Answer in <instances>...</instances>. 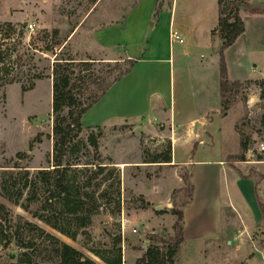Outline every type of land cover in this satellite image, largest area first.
<instances>
[{
    "label": "rangeland",
    "instance_id": "obj_1",
    "mask_svg": "<svg viewBox=\"0 0 264 264\" xmlns=\"http://www.w3.org/2000/svg\"><path fill=\"white\" fill-rule=\"evenodd\" d=\"M3 1L0 0V23L8 22L3 21L7 18L2 8ZM9 1L15 5L18 0ZM131 8L129 0H58L51 16L48 8L42 12L43 23L50 25L49 28L36 29L34 24L40 21L38 19L13 23V40H7L2 50L16 51L13 60L24 61L23 71L38 69L49 76L55 56L54 52L46 49L52 40L43 35L44 31L58 28L63 40L72 36V26L83 23L69 41L72 55L78 59L104 58L105 62H114L110 59L120 56L121 48L99 45L94 33L101 27L121 26ZM7 10L9 13V8ZM29 25L33 26L32 29ZM6 30L8 28L4 27ZM20 33L23 34L21 39ZM206 45L193 51L188 60H174L172 54L169 64L138 66L133 75L123 79L84 114L82 123L85 129L81 138L86 141L91 128L102 129L100 152L104 163H112L107 164V170H113L114 174L110 181L102 184L108 197L94 216L87 236L73 242L33 219L21 208L1 197L0 201L15 215L28 218L100 264L102 261L97 254H112L111 233L121 236V247L124 250L126 247V258H129L130 264H134L135 259L132 249H127L128 243L131 246V242L138 240L136 248L143 253V239L147 242L149 237L157 236L162 241H168L174 237L176 217L169 213L168 208L171 210L174 205L181 208L189 200V183L182 180L192 170L191 166H185L188 157L194 164L198 159L217 161L225 153L229 169L233 168L240 176L253 179L257 195L264 203V161L261 160L264 155L257 150L259 143L264 142V100L260 99L262 85L259 81L256 85L243 82L239 89L233 88L227 94L229 106L224 111L221 107L219 65L216 67L211 37ZM140 57H144L143 54ZM103 69L109 71L105 66ZM135 94H138L134 99L138 109L133 111L129 104ZM256 94L259 95V102L254 105L251 98L254 100ZM51 96L52 78L36 81L34 90L25 94L21 92L20 84L3 86L0 83V166H11L10 161L19 152H30L31 158L22 166L34 167L33 170L47 166L46 156L53 144ZM120 96L124 102L119 101ZM171 113L175 124L170 120ZM194 119L207 123L206 126L201 124L196 134L194 126L200 125V120L188 124ZM38 134L42 135L41 142L35 143L30 151L29 144ZM241 135L247 139L248 152L244 162L235 161L232 157L241 154L240 145L235 148V140ZM168 153L171 154V163H151L155 158L162 161ZM123 164L128 166L120 167ZM218 179L222 197H228L231 188L229 192L227 175L220 173ZM111 183H114L113 187L109 186ZM117 192L121 198L119 211L110 202ZM141 197L149 203L147 209L140 208ZM157 206H161L165 213L158 214ZM246 210L247 223L254 224L252 209L248 207ZM245 223L239 215H236L232 227L225 222L223 229L212 235L215 244L211 249L202 250L198 255L195 249V264H264V221L257 225ZM123 226H126L125 236L122 235ZM189 249L190 244L181 250L180 264L186 259ZM10 251L15 253L17 249Z\"/></svg>",
    "mask_w": 264,
    "mask_h": 264
},
{
    "label": "trees",
    "instance_id": "obj_2",
    "mask_svg": "<svg viewBox=\"0 0 264 264\" xmlns=\"http://www.w3.org/2000/svg\"><path fill=\"white\" fill-rule=\"evenodd\" d=\"M219 19L212 36L219 40L220 97L224 111L229 106L227 94L233 88L242 87L243 82L257 84V81H232L229 79L225 51L232 47L245 33V24L240 17V9L245 7L243 0H219ZM159 13L156 8L155 15ZM84 24L74 25L70 36L61 39L58 28L45 30L43 35L52 40L46 49L54 52L51 75L46 76L36 69L23 71L26 65L22 59L13 60L8 48L2 50L6 41L12 39L14 24L0 23V83L3 86L20 84L23 94L34 90L36 81L52 78V150L46 156L47 166H22L29 160L30 152H19L10 161L11 166H0V197L16 207L21 208L33 219L54 230L61 236L76 242L79 237L87 236L93 225L94 216L100 211L102 203L108 197L102 189L104 182L113 178V170H107L100 152L99 140L102 136L100 127L91 128L87 140L81 138L84 132L82 119L84 114L98 103L107 91L126 77L133 69L136 60L105 62L103 59H78L72 55L70 42ZM4 27L8 31H4ZM99 30V29H98ZM97 30V31H98ZM23 34L20 33V39ZM69 38V40H68ZM57 47V48H56ZM109 71H104L103 67ZM260 82V81H259ZM260 99L264 100V81ZM264 125V117H263ZM42 135L38 134L29 144L32 151L35 143H40ZM241 154L233 155L235 161L244 162L247 139L240 136ZM155 158L151 163H171V154ZM264 161V156L261 157ZM106 172V173H105ZM188 184V202L179 208L170 210L176 220L173 224L175 235L168 241L157 236L148 238L147 249L135 264H176V258L183 243L184 209L193 198V173L182 177ZM192 180V182H190ZM109 186H114V183ZM257 195V189H256ZM258 206L264 221V203L257 195ZM116 210H120L119 192L110 198ZM140 208L147 209L148 202L140 198ZM158 214L165 213L161 210ZM112 254L96 256L102 264H124L122 239L120 235L110 234ZM16 248L17 252L10 250ZM0 264H100L88 257L82 250L76 249L59 237L46 232L38 224L22 215H15L0 201Z\"/></svg>",
    "mask_w": 264,
    "mask_h": 264
},
{
    "label": "crops",
    "instance_id": "obj_3",
    "mask_svg": "<svg viewBox=\"0 0 264 264\" xmlns=\"http://www.w3.org/2000/svg\"><path fill=\"white\" fill-rule=\"evenodd\" d=\"M57 1L18 0L15 5L14 3L11 5L9 0H6V2L4 0L2 8L7 18L3 21L28 23L38 19L40 21L34 24L35 28L42 27L43 29H47L50 25L48 26L43 23L42 12L48 8L49 11H46L51 16L53 6ZM129 1L132 2V8L125 15L121 26H111L114 28L101 27L94 33V38L99 45L106 48L116 46L121 48L122 54L110 60L121 61L131 59L137 61L132 69L133 72L131 71L132 73L123 79L129 75H133L134 70L143 64H169L172 54L174 55V60L176 58L188 60L192 56L193 51L201 47H207L206 43L209 37H211L212 51L216 58V67L219 65V55L217 52L219 40L211 34L218 25L219 0ZM243 1L246 2V5L240 9V17L245 24V33L232 47L225 51L228 76L232 81L252 80L262 82L264 81V11H254L251 8L254 5L264 4V0ZM7 8H9V13ZM156 8H159L157 15H155ZM171 31L176 32L183 42L178 43L176 41L171 44ZM185 37L186 40L184 39ZM142 54L144 57H140ZM123 79L112 86L106 93V96ZM137 87H140L139 84ZM137 95L131 96L129 105L133 111L138 109L137 100H134L137 98ZM119 101H122V97ZM119 101L117 102L119 103ZM253 101L254 105L259 102L258 94L254 96V100L251 98V102ZM170 120H173L172 113ZM199 120L200 125H198L197 130H199L201 124L207 125L206 121H201V119L191 120L188 124H195ZM173 123L175 124V118ZM239 144L240 139L237 137L235 148ZM187 165L192 167L194 192L191 203L184 209V240L176 258V264H180L179 257L181 250L188 244H190L188 255L181 264H195L196 255L200 254L202 250L207 251L214 246L215 242L211 239L212 235L214 236L221 231L225 222H228L230 227H232L231 225L236 222V215L242 216V221L247 223L246 209L248 207L252 209L254 224H247L257 225L262 220L254 180L240 176L233 168L229 169L225 153L217 161L198 159L194 164L188 157L185 162V166ZM220 173L227 175L229 192L231 188V193H229L228 197L225 196V198L222 197V190L219 186L218 176ZM168 211H170L169 208ZM140 239H142L141 236ZM142 241L145 243L144 239ZM138 244V240L131 242V246H129L130 243L127 244V249H132V252H134V264L143 255L136 248ZM123 252L125 254V260L123 259L124 264H130L129 258H126L128 256L126 247L125 250L123 249Z\"/></svg>",
    "mask_w": 264,
    "mask_h": 264
},
{
    "label": "built area",
    "instance_id": "obj_4",
    "mask_svg": "<svg viewBox=\"0 0 264 264\" xmlns=\"http://www.w3.org/2000/svg\"><path fill=\"white\" fill-rule=\"evenodd\" d=\"M32 25H29V28L32 29ZM182 43L183 41L180 39L179 35L176 32H170V43L173 44L174 42ZM258 152L264 155V142H260L257 148ZM125 226L122 227V235L125 233ZM133 232L136 233V230ZM125 236V235H124Z\"/></svg>",
    "mask_w": 264,
    "mask_h": 264
},
{
    "label": "water",
    "instance_id": "obj_5",
    "mask_svg": "<svg viewBox=\"0 0 264 264\" xmlns=\"http://www.w3.org/2000/svg\"><path fill=\"white\" fill-rule=\"evenodd\" d=\"M251 10H256V11H264V4H262V5H254V6H252V8H251ZM197 129H198V124H195V126H194V132H195V134L197 133ZM162 209V207L161 206H157L156 207V210L157 211H159V210H161ZM147 246H148V241L147 242H145V246H144V249L146 250L147 249Z\"/></svg>",
    "mask_w": 264,
    "mask_h": 264
},
{
    "label": "bare ground",
    "instance_id": "obj_6",
    "mask_svg": "<svg viewBox=\"0 0 264 264\" xmlns=\"http://www.w3.org/2000/svg\"><path fill=\"white\" fill-rule=\"evenodd\" d=\"M126 166H128V165H126V164L120 165V167H123V168H125Z\"/></svg>",
    "mask_w": 264,
    "mask_h": 264
}]
</instances>
